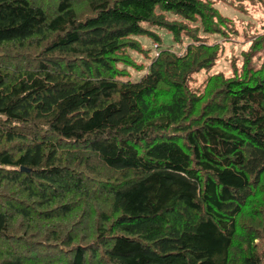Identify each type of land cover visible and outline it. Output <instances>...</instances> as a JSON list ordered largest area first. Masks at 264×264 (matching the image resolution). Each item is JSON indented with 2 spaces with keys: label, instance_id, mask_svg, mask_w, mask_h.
<instances>
[{
  "label": "trees",
  "instance_id": "1",
  "mask_svg": "<svg viewBox=\"0 0 264 264\" xmlns=\"http://www.w3.org/2000/svg\"><path fill=\"white\" fill-rule=\"evenodd\" d=\"M217 3L264 9L0 0V264H264V22L213 71Z\"/></svg>",
  "mask_w": 264,
  "mask_h": 264
},
{
  "label": "rangeland",
  "instance_id": "2",
  "mask_svg": "<svg viewBox=\"0 0 264 264\" xmlns=\"http://www.w3.org/2000/svg\"><path fill=\"white\" fill-rule=\"evenodd\" d=\"M245 5L246 13H242L239 11L234 10L233 8L227 6L226 4L217 3L216 7L217 9L225 16L231 17L235 19V25L236 29L238 31L237 36L231 37L229 41H222V52L220 55L219 60L217 61L215 67L213 68V71H224L228 73L229 64L228 61L232 56H237L238 52L241 49H245L248 45V42L243 39L242 36V30L245 29V25L247 23H250L251 26L249 28V33L254 32L255 30H259V27L264 22V9L260 8L259 6L253 7L248 5L247 3ZM159 35L161 36L163 43L165 46H168L174 50H177L178 46H176L172 41L169 40V34H167L164 31H159ZM210 40H219V38L211 37ZM140 43L144 48H150L151 52L154 51V47L152 46V42L146 38H139ZM150 52V53H151ZM133 58L136 60V62H142L146 63V58H144L142 55H137L135 53H132ZM129 74L131 78H137L139 76V72H135L131 69H129ZM203 76V73L199 74V78Z\"/></svg>",
  "mask_w": 264,
  "mask_h": 264
}]
</instances>
